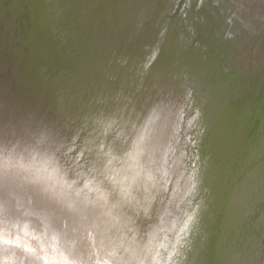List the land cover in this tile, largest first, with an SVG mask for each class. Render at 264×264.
<instances>
[{"label":"bare ground","instance_id":"1","mask_svg":"<svg viewBox=\"0 0 264 264\" xmlns=\"http://www.w3.org/2000/svg\"><path fill=\"white\" fill-rule=\"evenodd\" d=\"M123 1L0 0V119L20 117L29 110L37 121L47 122L45 115L48 122L60 120L58 112L54 119L51 117L49 102H45L48 113H44L30 100L36 95L54 99L62 86L65 89L66 79L86 95L114 92V84L106 79V65L95 70L99 64L91 50L98 41L85 32L94 29L100 35L107 26L117 25L121 31L134 21L149 20L144 40L151 39L155 50L165 40L160 72L171 79L170 68L177 63L180 70L181 63L191 87L196 83V90L199 88L200 97L193 95L186 114L191 117L199 110L202 116L182 148L187 167L201 180L202 256L226 253L228 264H264V204L256 214L250 213L252 202L260 194L258 185L264 184V0H133L125 8ZM173 3L170 22L165 24L163 12ZM182 11L184 15H178ZM182 19L189 26V34L183 32L192 50L188 59L181 58L184 48L174 46V28L182 31ZM163 27L168 28L167 36ZM120 33L116 39L124 41ZM112 38L102 43L105 60L109 45L115 42ZM177 39L182 45L181 38ZM151 49L149 44L140 52ZM134 67L135 76L144 72L138 64ZM128 70H133L132 66ZM91 71L92 85L85 86ZM97 80L102 82L97 85ZM135 81L131 90L125 91L121 111L142 116L150 108L165 107L163 98L147 99L143 80L136 85ZM11 85H22L20 94L32 90V95L25 99ZM144 94L146 99L142 100ZM24 99L28 109L18 105ZM73 128L71 123L61 125L67 136Z\"/></svg>","mask_w":264,"mask_h":264},{"label":"clouds","instance_id":"2","mask_svg":"<svg viewBox=\"0 0 264 264\" xmlns=\"http://www.w3.org/2000/svg\"><path fill=\"white\" fill-rule=\"evenodd\" d=\"M193 95L132 116L121 88L62 89L58 121L0 119V264H228L202 256L201 180L182 148L202 116L186 114Z\"/></svg>","mask_w":264,"mask_h":264},{"label":"water","instance_id":"3","mask_svg":"<svg viewBox=\"0 0 264 264\" xmlns=\"http://www.w3.org/2000/svg\"><path fill=\"white\" fill-rule=\"evenodd\" d=\"M209 4L211 5V7H215V5L212 2ZM173 5H174V3L168 8V10L163 12V23L170 22L168 15L172 11ZM206 6H207V4H206ZM206 8H207V12H208L209 11L208 6ZM153 15H154V13H153ZM178 15L183 16L184 11L179 12ZM171 22H172V20H171ZM182 22L183 23H182V31L181 32H179V30L176 27L174 28V31L177 34L175 37V40H174V42H175L174 46H175V49H179V50L181 48L182 49L184 48L185 53L183 54V56L181 58L185 59L187 56V59H188V56H189V54L191 55V51H192L191 47L188 43V39H187V35H186V34H189V32H188L189 26H186L187 24L184 23L185 22L184 19H182ZM148 23H150V21L149 20L145 21V19L139 20V21H134L133 23H130L132 25L126 26V28L123 27L122 28L123 30H121V31H120V29L116 28L117 25L116 26L111 25V26H107L106 29L102 30L100 35L98 33L99 38L97 35L96 39H93V41H98V44H99V42H101V44L99 45V47H98V44L96 47H93V48L91 46V48H92L91 54H92L94 60H98V64H99L95 68V70L97 68L100 69V67H105V65H106L105 70L114 73L117 77L114 81H111L114 84L115 90L117 88L123 89L124 92L126 90H131L130 86L133 84L134 79L137 80V82L141 79V80H143L142 84H144V87H142V89H145L147 99H149L148 96L149 97L152 96L153 100H154V96H155L157 99L163 98L162 104L164 106L175 105V104H180L183 106L185 104V90L188 87H191L192 83H189V81L186 80L187 79L186 72H185L184 66H181V63L179 65L181 68L180 70L178 69L177 63L175 64V67L173 66L172 68H170L171 70H170L169 76H171V79H167L168 75L164 74V72L163 73L160 72L161 66L163 63L162 53H163V50H165V46H164L165 40H164V38L162 39V43L159 46L157 45L158 49H156V50H155L154 44L151 42V39H145L144 40V37H145L144 35L149 30V27L146 26V25H148ZM119 28H121V27H119ZM167 30H168V28L163 27V35L167 36V33H166ZM183 32L186 34H183ZM118 33H120V35H123V37L125 39L124 41L117 42L116 37H117ZM112 36H113V38H112ZM131 36H132V38H131ZM140 37H141L140 41L137 42V40ZM177 37L179 39L181 38L182 45L179 43ZM111 38H112L111 41H114V39H115V42H114L113 46L109 45V51L106 53L107 54V60H105L104 55L102 54L104 51H103V49H101L102 43L106 44L104 39H111ZM149 44H151V48L153 47L154 50L151 49V51L148 50L146 52L145 51L140 52L142 49L144 50V48ZM105 48H107V47L105 46ZM154 52H158L157 56L160 54L158 58H157V56L156 57L153 56ZM123 53H126L127 55H123ZM97 57H98V59H97ZM122 57H125L126 59L129 58V61L127 60L128 66H126L124 69L122 67L125 63H123L122 66H121V64L117 63L118 59L123 60ZM140 62H141V65H140ZM159 62H160V66H159ZM188 62H189V60H188ZM102 63L104 64V66L101 65ZM134 64H138V69L141 68V71H144L141 75L137 74V76H135L136 68L134 67ZM148 65H151V67L150 68L147 67ZM129 66H132L133 70H128ZM145 68H146V70H144ZM89 69L93 70V68H89ZM105 70H104V68L102 69V71H105ZM125 71H127V73ZM88 72H89V70H88ZM80 73H83V71H80ZM90 74H91V78H89L90 82H86V80H85V83H84L85 86H91L92 85L93 78H94L92 75L93 71H91ZM100 79H101V77H100ZM162 79H163V81H162ZM100 82H102V80H99V81L97 80V85L100 84ZM137 82L135 83V85L137 84ZM184 83H186L187 85H184ZM70 85H71V83L68 82V80L66 79L65 89L67 86V89H75V90L79 91L76 88V86H73V85L70 86ZM11 86H12V88H14L16 90V92L19 95H21L20 92H21L22 85H20V86L19 85H15V86L11 85ZM48 86L51 87V84ZM54 86H56V85L54 84ZM194 87L195 88H192V87L191 88L194 90V95H196L198 98V96L200 97V95L197 93V90L199 88L196 90V87H197L196 83H195ZM29 88H31V87H29ZM62 89H64L63 86H62L61 90ZM81 91H83V89H81ZM84 91H88V89L86 88ZM28 95H32V90L28 91V93L24 92L23 95H21V96H24V98L26 99V97ZM56 96L54 97V99L51 98V99L46 100L45 98L39 99L36 95L34 99L30 100V103L34 102V103H36V106L38 104V109H41L44 113H48L47 108L45 107V102H47V103L49 102L51 107L48 104H47V107L50 108L49 111L52 112V114H50V115L54 119L55 114L57 115L56 106H55ZM140 98L142 100L146 99L145 94L141 95ZM171 99H174V102L171 101ZM18 105L21 107L23 105L24 107H26L28 109L26 100L24 101V103L18 104ZM161 108H163V107H161ZM27 113H29V110H27L26 114ZM188 118H191V117H188ZM45 119L47 122L49 121V119L47 118L46 115H45ZM261 186H263L262 189H259V187H261ZM258 190L260 192L259 197L261 196V197H263V199H260L258 197V199H255L252 202V205L250 207L251 208L250 209L251 214H256V212L260 210V207L262 206V204H264L263 203V201H264V184H261V182H260V185H258ZM262 216H264V215H262ZM252 232L255 233L254 230H252ZM255 237H256L255 235L254 236L252 235L253 239Z\"/></svg>","mask_w":264,"mask_h":264},{"label":"rangeland","instance_id":"4","mask_svg":"<svg viewBox=\"0 0 264 264\" xmlns=\"http://www.w3.org/2000/svg\"><path fill=\"white\" fill-rule=\"evenodd\" d=\"M134 1L133 0H125V1H123L122 2V5H123V7L125 8V5H128L129 3L131 4V3H133ZM101 30V29H100ZM87 35H89V36H91V38L92 39H96V35H98V31H96L95 32V30L94 29H88L86 32H85ZM117 42H119L118 40H117ZM125 64H127L128 65V63H125ZM123 64H121V66H122ZM132 80V79H131ZM184 85H187L186 83H184ZM190 129L189 128H185L184 129V133H185V139H184V142H183V144H182V147H183V145L184 146H187V144H188V141L190 140Z\"/></svg>","mask_w":264,"mask_h":264}]
</instances>
